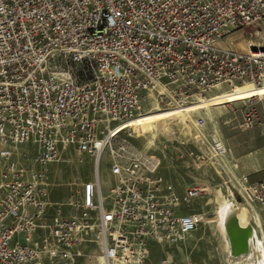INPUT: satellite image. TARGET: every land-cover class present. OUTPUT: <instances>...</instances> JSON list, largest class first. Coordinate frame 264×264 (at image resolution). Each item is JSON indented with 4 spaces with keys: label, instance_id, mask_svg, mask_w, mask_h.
Listing matches in <instances>:
<instances>
[{
    "label": "built area",
    "instance_id": "built-area-1",
    "mask_svg": "<svg viewBox=\"0 0 264 264\" xmlns=\"http://www.w3.org/2000/svg\"><path fill=\"white\" fill-rule=\"evenodd\" d=\"M261 23L264 0H0V264H146L151 242L196 232L205 215L185 208L203 189L175 193L129 124L264 87V46L245 37ZM258 123L264 140V110L247 107L237 129ZM205 125L195 138L222 160L230 151ZM71 148L98 170L109 150L114 184L103 196L97 176L75 190L72 215L50 213L49 167ZM245 181L264 219V179Z\"/></svg>",
    "mask_w": 264,
    "mask_h": 264
},
{
    "label": "rangeland",
    "instance_id": "rangeland-1",
    "mask_svg": "<svg viewBox=\"0 0 264 264\" xmlns=\"http://www.w3.org/2000/svg\"><path fill=\"white\" fill-rule=\"evenodd\" d=\"M245 37L264 46V23L247 28ZM240 47H244L243 43ZM259 98L263 101L246 104L242 101L225 104L209 111L189 113L183 122L168 121L160 124L159 132H155L153 125L160 121L137 125L136 132L132 133L133 137L130 139L132 144L142 154L158 158L160 163L158 173L175 193L183 195L187 189L193 187L205 190L201 199L185 208L188 212H200L205 215L202 226L182 242H153L146 264H256L259 241L264 250V219L261 218L260 223L259 210L251 208L244 202L242 188L246 186L245 179L248 185L264 179L263 137L259 123L246 133L239 132L237 127L247 107L254 109L258 117H261L264 96L257 97V100ZM151 113L156 114L157 111ZM199 117L205 120V131L216 133L230 151L222 160L216 159L199 139L195 138L194 124ZM23 149L17 153L22 155L33 151L32 146H25ZM94 161L87 155L79 156L71 148L70 151L63 153L62 161L50 165V186L46 197L50 203L48 207L50 213L60 208L64 215L73 214L67 204L71 198L77 197L75 190H80L84 183L95 180L92 177ZM236 163L238 166L234 167ZM100 172L103 194L107 196L114 184L109 150L103 156ZM223 198L250 216L249 223L255 233L252 243L256 249L246 258L236 259L231 255L226 227L222 229L219 225ZM86 249L91 252L92 244H87ZM86 263L85 258H80L74 262L56 264Z\"/></svg>",
    "mask_w": 264,
    "mask_h": 264
},
{
    "label": "bare ground",
    "instance_id": "bare-ground-1",
    "mask_svg": "<svg viewBox=\"0 0 264 264\" xmlns=\"http://www.w3.org/2000/svg\"><path fill=\"white\" fill-rule=\"evenodd\" d=\"M233 91H234L233 93H228L220 96L217 95L214 101H212L210 104L204 106H200L203 104L194 105L192 106L191 110L199 109L198 111H200V109L202 108V110L209 111L215 108L223 107L224 104L229 102L241 103L242 102L241 100H247L248 98H252L255 96H264V87L253 88L251 85L236 86V88ZM156 111H157L156 114L151 113L132 121V123H130L129 126H132V128L136 131L137 125L139 124L149 123V122L154 123L155 121H160L159 123L157 124L154 123L155 125H153L155 132H159V130L161 129L160 124L168 121L183 122L187 116V114L184 112L181 113L177 111H164V110H159L158 107L156 108ZM167 131L168 129H166V132ZM94 165L95 168L93 169V176L95 178V174L97 173L96 175L97 178V176H100V170H98L96 161H94ZM203 191L205 192L204 189ZM101 192L102 195L104 196L102 181H101ZM221 205H223V211L221 213V220L219 222V225L222 229L226 227V232H227L226 235L228 237L231 255L236 259L246 258L247 256L250 255L252 251V245H253L252 238H254L255 236L253 231L254 229L252 230V227L249 223L250 217L246 212L240 211V209H236L235 206L229 204L226 198L224 200H221ZM256 254L258 255L256 258L258 259L256 261V264H264L263 261L264 250L263 247H261V245H259V247L257 248Z\"/></svg>",
    "mask_w": 264,
    "mask_h": 264
},
{
    "label": "crops",
    "instance_id": "crops-1",
    "mask_svg": "<svg viewBox=\"0 0 264 264\" xmlns=\"http://www.w3.org/2000/svg\"><path fill=\"white\" fill-rule=\"evenodd\" d=\"M200 113V112H199ZM263 145H264V140H263ZM262 150H263V148H262ZM263 160H264V154H263ZM238 165H237V163L235 164V166L234 167H237ZM96 175H97V173L95 174V178H93V179H96ZM92 177H94L93 176V174H92ZM100 179H101V181H102V183H103V180H102V177H101V172H100ZM263 180V179H262ZM237 209V208H236ZM257 210H259V209H257ZM259 218H260V223H262V221H261V218H262V216H261V213H260V210H259ZM250 217V216H249ZM255 234V233H254ZM254 244V243H253ZM257 245H261V247H262V243L259 241V243L257 244ZM255 248H256V246L254 247V245H252V251H251V253H253V251L255 250ZM151 249H152V242H151ZM250 253V254H251ZM258 256V255H257Z\"/></svg>",
    "mask_w": 264,
    "mask_h": 264
}]
</instances>
